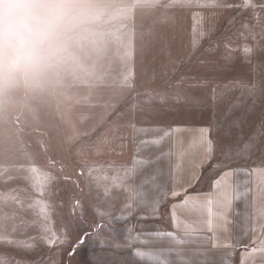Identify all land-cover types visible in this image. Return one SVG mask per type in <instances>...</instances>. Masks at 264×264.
<instances>
[{
	"label": "rangeland",
	"instance_id": "1",
	"mask_svg": "<svg viewBox=\"0 0 264 264\" xmlns=\"http://www.w3.org/2000/svg\"><path fill=\"white\" fill-rule=\"evenodd\" d=\"M221 2L239 5L243 0ZM167 4L72 0L75 21L45 73L37 82L0 93V236L34 243L29 251L22 244L0 242V257L13 256L16 264H128L115 233L129 232L137 220L122 207L111 181L98 185L93 177L99 173L89 175L95 168L115 175L113 166H101L98 158L105 155L97 143L120 109L123 121L209 127L214 152L201 184L228 168L264 160V153L242 152L264 130V51L246 57L240 50L245 43L264 46V39L251 36L264 33V27L237 7L203 10L199 24L194 10L168 9ZM245 25H253L251 31ZM236 81L257 84L255 96L234 88ZM119 89L124 94L120 107L115 106ZM104 120L91 134L81 135ZM258 142L264 149V136ZM84 143L89 145L83 148ZM36 169L51 178L43 195L35 186ZM36 200L47 202V222L65 239L63 245L44 242L46 221ZM121 213L128 219H118Z\"/></svg>",
	"mask_w": 264,
	"mask_h": 264
},
{
	"label": "snow or ice",
	"instance_id": "2",
	"mask_svg": "<svg viewBox=\"0 0 264 264\" xmlns=\"http://www.w3.org/2000/svg\"><path fill=\"white\" fill-rule=\"evenodd\" d=\"M168 9L172 8H184L192 9L193 11V20L199 24L203 23L204 12L203 10H216V9H230L233 7L240 8L242 11H249V17L255 21V26L264 27V0H243L239 5L233 4H224L221 0H168L166 6ZM251 31L253 25H245ZM195 31V29H194ZM200 37L203 38L205 33L201 31L199 33ZM252 39L259 40L264 39V33L257 34L251 33ZM245 35V40L247 39ZM198 41H194V46ZM242 53L246 57H251L255 51L260 50L264 51V46L261 45H250L243 44L241 49ZM246 62H250L246 60ZM134 78V74H133ZM134 87V85H130ZM243 87L247 89L249 95L255 96L258 85L255 83H247L236 81L233 84V87ZM184 131L179 127L165 131L162 136L142 141L144 144L160 145L166 138L172 136L174 133L179 134ZM258 136H264V130L258 134ZM258 136H254L246 143L242 149V152L245 155L252 153L253 151L264 153V149L261 148L258 142ZM102 143L107 146L109 141L105 139ZM183 140L178 139L176 141V146L181 147L182 150L176 153L177 155V164L174 166V171L179 173L184 166V158L186 156L192 155L194 159L189 160L188 163L191 168V174L189 176L187 184L183 185L180 188H174L171 191V196L175 199L178 196L183 195V199L173 203L170 206V218L173 223V228L177 231H164V232H153L148 233V235L154 237L157 240H169L176 246H182L185 243H188L191 239L199 238L196 236L197 233L208 231L216 233L217 231H227L228 224L231 223L229 218V213L234 202L239 201L240 199H246L249 195L253 197V208L254 215L252 218L253 226L251 232L254 234L251 240L250 245H243L241 247V259L240 264H264V160H261L260 163H253L252 167H239V168H228L225 171H222L217 178L212 182V192L207 193H188L187 189L192 187L196 181L199 180V169L202 165L208 160L211 159L214 148L213 142L209 137V129L201 128L198 130V134L193 135L189 141L187 147L183 146ZM165 155L171 156L172 153H166ZM199 158V162H196L195 157ZM151 163L147 159H136L134 161V166L132 168L126 169L122 172H117L115 175L109 176L107 172L103 171L101 168H95L89 170V175L92 176L93 172L99 173L97 176L93 177L98 185L101 182L111 181L112 185L116 188L121 187L123 182L131 175H133L137 167L145 166ZM220 165H217L219 167ZM81 175L83 170H81ZM35 186L38 194L43 195L44 187L50 182V176L39 174V170L36 169L35 173ZM243 179H239V177ZM156 179L155 176L152 178ZM251 185V187H249ZM160 186L153 184V191L158 189ZM125 190L129 194V203L126 205L127 208L132 207V201L137 203H147L148 192L138 189L133 190L130 185L126 186ZM110 189L105 188V194H108ZM166 195L167 193H162ZM203 197V198H202ZM79 202H77L78 204ZM35 204L39 206V211L42 218L46 221L42 226V231L47 233L43 237L44 242L49 247H57L65 243V239L62 238L47 221L50 218L51 213L48 210V204L46 201L36 200ZM160 201L155 199L152 201V210L154 212L159 210ZM177 209H182L186 212L196 213L200 216H206V219L202 222H188L184 220L177 212ZM97 214L100 216L105 215L101 209H97ZM130 215V213H129ZM120 220H127L128 215L123 213L118 217ZM203 224V226H201ZM102 227V226H101ZM131 231V230H130ZM177 232H183V237L177 235ZM87 235V234H85ZM36 238H33V241ZM207 240V237H203ZM213 247H234L231 241H226L223 245L219 242V237L214 234L212 237ZM0 242H3L8 245L16 244L18 247L22 246L25 250H33L34 243L29 242H14L9 237L0 236ZM83 238L80 243H83ZM138 243L141 245H147L148 240L142 239L139 234L136 236L129 235L128 242L126 244H120L121 247H129L131 243ZM78 246V245H77ZM105 245L101 242V247ZM75 248L69 255L74 254ZM134 257L140 261H147L149 264H188L186 260H179L174 262L172 259L168 258L173 255L172 252L161 251H146L142 248H136L133 251ZM175 255L180 256V253H175ZM11 261V264H16V258L10 255L0 257V264H8ZM203 264V262H202Z\"/></svg>",
	"mask_w": 264,
	"mask_h": 264
},
{
	"label": "crops",
	"instance_id": "3",
	"mask_svg": "<svg viewBox=\"0 0 264 264\" xmlns=\"http://www.w3.org/2000/svg\"><path fill=\"white\" fill-rule=\"evenodd\" d=\"M117 91V90H116ZM118 92V93H117ZM116 92L117 103L115 106H121L124 94H121V89ZM118 107V108H119ZM115 110V109H114ZM118 110V109H117ZM113 109L108 112L103 119H106ZM121 109L118 112L119 118L109 122L107 127L101 131L98 144L101 155H105L101 160V166H113L114 174L122 172L126 169L134 166L136 159H147L151 161L148 165L137 167L135 173L129 176L121 185L116 188L115 191L121 193V198L124 202L122 207H126L129 203V194L125 190L126 186L130 185L135 191L142 189L149 193L147 197V203H137L132 201V207L128 208L130 211V218L136 219L137 222L130 225L129 232H116L115 236H118L120 244H126L128 242L129 235L136 236L139 234L142 239L148 240L147 245H141L138 243H131L129 247H121L128 260V264H149L147 261H140L133 255V251L136 248H142L146 251H165L172 252L170 259L174 262H178L183 259L188 264H240L241 259V247L243 245H250L253 233L251 228L253 226V220L251 217L254 215L253 197L249 195L246 199L242 198L239 201L233 203L229 218L231 223L227 226V231H217L216 233L203 231L196 234V239H191L188 243L182 246H176L169 240H157L154 237L148 235L153 232L164 231H177L173 228V223L170 218V206L183 199V195L176 197L171 196V191L174 188H180L187 184L189 176L191 174V168L188 163L189 160L194 159L192 155L184 158L183 169L176 173L174 166L177 164L176 153L182 150L181 147L176 146L178 139L183 140V146L187 147L189 141L193 135L198 134V130L201 128L209 129V137L211 139V129L201 124L185 125L174 124L168 122H158L151 124H139L135 121H123L121 118ZM99 125L92 123L87 131H84L81 135L94 132V129L99 128L103 123ZM184 129L179 134L174 133L172 136L166 138L160 145L144 144L142 141L151 140L163 135L165 131L175 129ZM94 130V131H93ZM80 136V135H79ZM107 139L109 144L105 146L102 141ZM94 144V143H90ZM89 144L84 143V147ZM166 153H172L171 156L165 155ZM112 156V158H110ZM107 157V158H106ZM196 162H199L198 156L195 157ZM213 155L208 162L204 163L199 169V180L194 183L192 187L187 189L188 193H207L212 192V182L208 184H201L205 168L211 165ZM252 167V166H245ZM153 176L156 177L153 180ZM219 176V175H218ZM217 176V177H218ZM243 179V177H239ZM153 184H157L160 187L153 191ZM251 187V185H249ZM196 188L195 191H193ZM193 189V190H192ZM162 193H167L166 195ZM203 198V197H202ZM158 199L160 201L159 210L154 212L152 210V201ZM178 214L188 222H202L206 219V216H200L196 213L186 212L182 209H177ZM139 221H145L146 224L142 225ZM203 226V224H201ZM217 235L219 242L223 245L226 241H231L234 247H213L212 237ZM177 235L183 237V232H177ZM203 237H207L205 240ZM121 239H126L127 242H121ZM180 253V256L175 255ZM237 260V262H236Z\"/></svg>",
	"mask_w": 264,
	"mask_h": 264
},
{
	"label": "clouds",
	"instance_id": "4",
	"mask_svg": "<svg viewBox=\"0 0 264 264\" xmlns=\"http://www.w3.org/2000/svg\"><path fill=\"white\" fill-rule=\"evenodd\" d=\"M75 18L72 0H0V93L37 82Z\"/></svg>",
	"mask_w": 264,
	"mask_h": 264
}]
</instances>
